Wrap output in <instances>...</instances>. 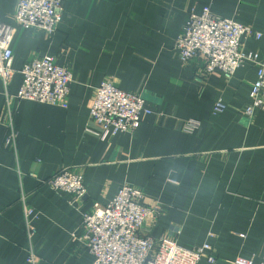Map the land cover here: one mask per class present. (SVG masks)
Wrapping results in <instances>:
<instances>
[{"label":"crops","instance_id":"crops-1","mask_svg":"<svg viewBox=\"0 0 264 264\" xmlns=\"http://www.w3.org/2000/svg\"><path fill=\"white\" fill-rule=\"evenodd\" d=\"M18 0H0V22L15 25ZM264 32V0H64L52 35L17 26L14 76L33 57L53 56L72 70L65 106L16 103V149L5 148L0 121V264H93L79 241L83 215L106 206L126 185L145 193L158 214L147 233L176 239L186 248L207 243L223 264L264 260V111L249 120L257 67L246 64L231 80L207 73L202 60L183 64L176 43L191 13L205 9ZM264 56V39L244 43ZM110 80L140 94L153 112L133 135L105 141L86 133L95 91ZM5 102L0 81V115ZM226 110L215 114L217 103ZM195 121L193 133L185 125ZM66 168L85 173L87 194L79 209L72 196L42 184ZM36 214L28 238L21 197ZM146 232V231H145ZM206 264V263H202Z\"/></svg>","mask_w":264,"mask_h":264},{"label":"built area","instance_id":"built-area-1","mask_svg":"<svg viewBox=\"0 0 264 264\" xmlns=\"http://www.w3.org/2000/svg\"><path fill=\"white\" fill-rule=\"evenodd\" d=\"M64 0H18L15 25L0 22V81L4 86L5 102L0 121L8 128L5 148L16 149L18 131L13 122L16 103L32 101L53 106H65L74 82L72 70L57 64L53 56L30 59L23 67V81L19 92L12 95L9 85L14 76L12 44L17 26L38 29L47 35L57 30L61 21ZM264 39V32L254 30L232 20L214 15L205 9L202 15L191 13L176 43L183 64L202 60L207 73L219 72L231 80L238 70L252 63L257 67V80L251 88V103L242 114L251 120L257 110L264 111V56L246 54L244 43ZM226 110L222 102L216 104L214 113ZM146 100L140 94L122 91L110 80L102 82L95 91L86 133L105 141L119 134H135L142 118L152 115ZM199 123L190 121L185 131L193 133ZM42 184L59 193L72 196L71 205L80 204L87 194L85 173L77 168H66ZM145 193L132 186H123L106 206L98 203L91 213L83 215L79 241L93 256V264H223L212 246L186 248L176 239H154L147 233L149 223L158 214L157 208L146 204ZM24 207L25 228L28 238L36 234L35 211L21 197ZM146 231V232H145ZM28 262L39 264L40 259L31 250ZM233 264H254L237 259ZM261 264H264V260Z\"/></svg>","mask_w":264,"mask_h":264}]
</instances>
